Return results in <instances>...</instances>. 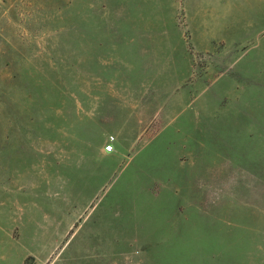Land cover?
Instances as JSON below:
<instances>
[{
  "label": "rangeland",
  "instance_id": "obj_1",
  "mask_svg": "<svg viewBox=\"0 0 264 264\" xmlns=\"http://www.w3.org/2000/svg\"><path fill=\"white\" fill-rule=\"evenodd\" d=\"M55 201L111 213L50 252ZM26 250L264 264V0H0V264Z\"/></svg>",
  "mask_w": 264,
  "mask_h": 264
},
{
  "label": "crops",
  "instance_id": "obj_2",
  "mask_svg": "<svg viewBox=\"0 0 264 264\" xmlns=\"http://www.w3.org/2000/svg\"><path fill=\"white\" fill-rule=\"evenodd\" d=\"M8 202L9 201L6 200L4 205L1 204V207H6V210H8V209L13 210L12 206H9ZM60 202L61 201L53 202L54 208L51 211H49L50 213H46V217H54L55 218L54 221L57 222V224L59 225V230L62 231V233L60 234V237H57L56 239H54L55 241L51 240L52 243L50 244L49 248H52V249L50 250V252H53L56 248L59 249V248L64 247L68 243V238L71 235V233L76 229V227H78V225H82L84 220H86L87 215L89 213H91L92 211H96V210L100 209L102 211V213H109V212L111 213V211L107 208H101V207L95 206V207L90 208L88 211H84L83 214H81V213L78 214L77 211H75L73 209L61 208L59 205L60 204L62 205V203H60ZM24 208L25 207L20 208V211L22 209H23L22 211H25ZM30 211L32 213L29 214V215H31L29 222L25 225H23V222L21 224L22 220L20 221V223L16 222L17 224L15 225V227L13 225V228L11 230L12 238L16 241L25 242L24 246L26 248L29 245L28 241H34L35 239L36 240L39 239V240H42L43 242L45 241V243H46L50 239L48 237L47 233L44 232L47 230L44 227L45 223H47V221L43 222L42 220L38 219L37 217L40 216V213H36L34 210H32V208L29 210V212ZM113 211H115V210H113ZM121 232H122L121 237L126 242L124 222L122 224ZM29 239H32V240H29ZM115 240H116V242H115ZM115 240L114 241H112V239H110L108 241L102 240L100 242V244L101 245L106 244L109 248L116 249L120 246V242L118 239H115ZM125 246H126V244L124 243L123 248ZM97 247H99V246H97ZM29 256L34 257L37 264H46V263L49 264L52 261V258L49 261H47V259H46V261H42L37 253H34L31 250H26L24 252V254L20 255L19 260H18V264H24L25 260ZM113 260H115L114 264H123V263H120L119 258L114 259V257H113Z\"/></svg>",
  "mask_w": 264,
  "mask_h": 264
},
{
  "label": "built area",
  "instance_id": "obj_3",
  "mask_svg": "<svg viewBox=\"0 0 264 264\" xmlns=\"http://www.w3.org/2000/svg\"><path fill=\"white\" fill-rule=\"evenodd\" d=\"M114 149H115V148H114V145H113L112 143H107V144L105 145V151H106V152H112Z\"/></svg>",
  "mask_w": 264,
  "mask_h": 264
},
{
  "label": "trees",
  "instance_id": "obj_4",
  "mask_svg": "<svg viewBox=\"0 0 264 264\" xmlns=\"http://www.w3.org/2000/svg\"><path fill=\"white\" fill-rule=\"evenodd\" d=\"M30 262H33V264H37L36 260L34 257L29 256L26 260L24 264H30Z\"/></svg>",
  "mask_w": 264,
  "mask_h": 264
}]
</instances>
